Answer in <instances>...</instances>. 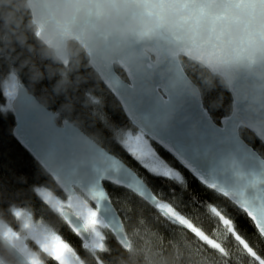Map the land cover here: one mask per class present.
<instances>
[{
  "label": "clouds",
  "instance_id": "clouds-1",
  "mask_svg": "<svg viewBox=\"0 0 264 264\" xmlns=\"http://www.w3.org/2000/svg\"><path fill=\"white\" fill-rule=\"evenodd\" d=\"M165 61L181 64L208 86L218 80L227 87L240 69H259L256 75L264 79V0H0V65L8 69L0 77V91L10 94L6 99L11 102L18 94L30 95L22 87L24 75L30 87L54 81L52 92L68 100L61 108L71 111L69 90L95 78L96 70L146 77ZM84 98L85 106L103 107L92 88ZM33 191L48 216L38 217L28 202L0 207V264H59L51 251L55 238L71 248L66 264H249L251 256L241 241L253 248L252 243L221 204L206 202L203 211L188 214L177 202L158 198L219 248L183 225H177L178 240L162 244L143 209L123 203L127 217L136 215L131 230L120 233L128 246L114 249L110 228L97 226L103 250L82 243L81 255L62 229L76 235L72 224L92 206L91 195L73 187L61 197L52 186L45 187V200ZM153 216L169 221L156 207Z\"/></svg>",
  "mask_w": 264,
  "mask_h": 264
},
{
  "label": "water",
  "instance_id": "water-1",
  "mask_svg": "<svg viewBox=\"0 0 264 264\" xmlns=\"http://www.w3.org/2000/svg\"><path fill=\"white\" fill-rule=\"evenodd\" d=\"M120 71L125 79L116 69L96 70L136 130L199 183L236 207L240 194L253 206L261 202L264 159L239 135L243 128L264 146V79L256 75L259 69L236 71L227 86L231 112L219 123L204 108L199 89L181 64L165 61L146 77ZM10 113L15 140L63 196L73 187L84 189L95 197L92 203L99 205L101 216L121 230V219L104 183L130 191L155 209L157 198L131 167L72 122L57 123V115L31 93L16 95L15 101H10ZM112 233L115 237V230Z\"/></svg>",
  "mask_w": 264,
  "mask_h": 264
},
{
  "label": "trees",
  "instance_id": "trees-1",
  "mask_svg": "<svg viewBox=\"0 0 264 264\" xmlns=\"http://www.w3.org/2000/svg\"><path fill=\"white\" fill-rule=\"evenodd\" d=\"M189 79L197 86L201 94L204 108L216 123L228 116L231 112V97L227 87L218 80L212 86L205 84L197 74L182 66ZM8 69L0 65V77L7 73ZM118 75L125 79L122 71L117 70ZM22 86L36 99L57 115L56 122L68 120L81 129L86 135L108 152L117 156L129 167H131L147 184L153 195L158 199L175 201L181 210L188 214L203 211L206 202L218 203L227 207L229 214L234 218L239 232L245 236L248 242L252 243L255 256L249 258V264H261L264 261V239L259 235L253 222L247 217L245 212L236 207L224 196L203 186L185 171L168 153L151 143L158 155L166 164L178 171L180 178L175 179L151 173L144 167L133 154L121 143V136L126 131H136L128 119L125 117L120 105L100 81L98 75L89 77L88 83L81 84L76 91L71 89L68 98L71 101L72 109L67 111L61 108L68 103L65 95H55L52 92L54 81L47 79L29 86L26 76L21 75ZM92 88L95 95H99L103 100V107L97 108L94 105L85 106L84 92ZM6 99L3 91H0V207H7L10 202H28L37 210V216H48L43 210L42 202L33 191L38 188L55 186L50 177L34 161V159L15 140L12 129L14 126L13 117L9 107L5 106ZM240 137L250 145L263 159L264 146L249 131L240 128ZM109 198L117 211L123 229L131 230L136 223V215L127 217L122 211L121 205L129 203L136 208L143 209V216L151 223L161 237L162 244L170 245V241L179 239V226L168 222L155 220L153 212L155 209L145 203L138 196L130 191L104 183ZM56 194L63 195L56 188ZM51 219V217H48ZM65 239L80 250L81 241L67 228L62 229ZM109 243L114 249L121 250L113 233L110 231Z\"/></svg>",
  "mask_w": 264,
  "mask_h": 264
},
{
  "label": "snow or ice",
  "instance_id": "snow-or-ice-1",
  "mask_svg": "<svg viewBox=\"0 0 264 264\" xmlns=\"http://www.w3.org/2000/svg\"><path fill=\"white\" fill-rule=\"evenodd\" d=\"M134 142V143H133ZM130 151L134 155H141V156H147L149 153L146 151L145 146L143 143L139 140H130ZM240 199V204L238 205L241 207V210L244 211L250 219H252L255 223V226L258 229V233L261 237H264V194L261 196V202L257 206L251 205L249 202L244 200L242 198ZM42 196L45 200H49V194L47 192H43ZM95 197H92V200H94ZM68 207H71V197L68 198ZM155 207L160 209L164 215L169 216L168 223L172 225H183L186 226L188 229H191L192 232L196 234V236L200 237L201 240H206L209 245L212 247L219 248V245L215 244L211 240H207V237H204L199 231H197L195 228L192 227V225L188 222V220L180 214H177L176 212H173L172 209L168 206L166 203H161L158 199L155 202ZM82 219V224H81ZM71 224L72 221H69ZM227 223V222H226ZM97 226L101 227H107L110 228L113 232L115 230V239L118 240V242L122 245L128 246L127 241L121 237V226H115V229L113 228V225H110L100 214V208L99 205H95L86 210H84L81 213L77 214V220L76 223L72 224L73 231L76 233V237L81 240V244L83 243L84 247L91 246L94 250L99 249L103 250V239L104 237L101 235L99 231H97ZM90 229V232L88 233V236L86 237L84 235L85 231ZM56 242L52 245V256L54 260L58 261L59 264H66V261L64 259L65 254L71 252V248L68 247L67 244L60 243L58 238H55ZM239 239V237H237ZM100 241V242H98ZM241 243L244 244V248L248 252L250 256H255V252L253 251L252 247H249L247 243H244L241 241ZM42 247H45V245H41ZM220 251L223 253V249L221 248ZM226 255V254H225ZM261 264H264V261H261Z\"/></svg>",
  "mask_w": 264,
  "mask_h": 264
},
{
  "label": "rangeland",
  "instance_id": "rangeland-1",
  "mask_svg": "<svg viewBox=\"0 0 264 264\" xmlns=\"http://www.w3.org/2000/svg\"><path fill=\"white\" fill-rule=\"evenodd\" d=\"M4 97L6 99V94L3 92ZM10 100L6 99L5 106L9 107ZM139 139L143 145L146 148V151L149 153L147 156H141V155H134L133 156L144 166L146 167L151 173L162 175L166 177H171L175 179H179V173L174 168L170 167L168 164L164 162V160L158 155L155 148L151 144L148 138H146L141 132L138 130L136 131H126L121 136V144L130 151V140H136ZM134 143V142H133ZM131 152V151H130ZM37 192L40 193L42 196V193L44 192V188H38Z\"/></svg>",
  "mask_w": 264,
  "mask_h": 264
}]
</instances>
